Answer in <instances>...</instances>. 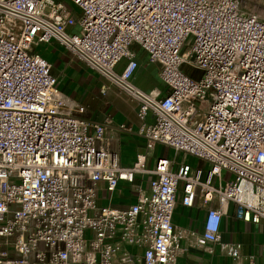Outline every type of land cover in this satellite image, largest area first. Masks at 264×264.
I'll list each match as a JSON object with an SVG mask.
<instances>
[{
    "label": "built area",
    "instance_id": "obj_1",
    "mask_svg": "<svg viewBox=\"0 0 264 264\" xmlns=\"http://www.w3.org/2000/svg\"><path fill=\"white\" fill-rule=\"evenodd\" d=\"M69 1L77 11L0 0V264H181L190 246L213 244L239 258L221 222L230 202L238 218L264 219V16L243 12V0ZM52 41L138 102L149 150L162 144L205 167L161 156L148 169L145 155L123 166L105 145L108 122L81 117L34 50ZM135 44L159 65L164 95L132 81ZM144 173L135 203H99L101 189L109 198ZM179 192L186 206L218 202L188 243L172 221Z\"/></svg>",
    "mask_w": 264,
    "mask_h": 264
},
{
    "label": "crops",
    "instance_id": "obj_2",
    "mask_svg": "<svg viewBox=\"0 0 264 264\" xmlns=\"http://www.w3.org/2000/svg\"><path fill=\"white\" fill-rule=\"evenodd\" d=\"M62 1L71 10L77 11L69 0ZM241 8L243 12H253L264 16V0H243ZM69 30L74 31L76 27H71ZM37 46L41 51H35L51 64V71L57 77V88L71 100L85 107V111L79 115L91 122H108L105 145L119 153L123 166H130L137 160L138 155H145L146 167L154 168L158 157L166 156L173 159L171 154L167 155L169 150L172 154L176 153L175 159L178 161L177 158L181 153H177L170 147L157 144L153 150L147 148L146 139L138 134L141 120L138 116L136 100L117 86L109 84L103 76L86 66L58 42L52 41ZM133 49L137 54L139 67L132 81L145 91L160 90L161 95H164L167 88L159 77V65L150 62L147 53L139 45H133ZM126 62V59H122L116 65V71L122 72ZM104 86L105 92L102 91ZM120 124H124L127 129L120 128ZM150 178V174L144 173L137 174L133 183L120 181L109 198L104 197L105 191L101 189L99 203L126 208L137 201L139 189H148ZM208 206L217 207L218 202L213 200L206 205L202 199L197 198L193 206H186L182 203V193H178L172 221L176 230L185 235L183 243H188L190 231H202V222ZM235 211V203L230 202L226 208V214L222 217L221 237L225 242L242 243L239 258L221 253L219 246L213 244L210 245L212 252L204 247L190 246L186 254L180 255L178 262L181 264H249V260H253L254 264H264V219L257 223L247 222L238 218Z\"/></svg>",
    "mask_w": 264,
    "mask_h": 264
},
{
    "label": "rangeland",
    "instance_id": "obj_3",
    "mask_svg": "<svg viewBox=\"0 0 264 264\" xmlns=\"http://www.w3.org/2000/svg\"><path fill=\"white\" fill-rule=\"evenodd\" d=\"M34 50H36L37 52L41 51L40 47H38V46L34 47ZM184 69H185L186 71H190L192 68H190L188 65H184ZM164 151H165V150H164ZM170 151H171V150H169V151L167 152V155H170V154H171V157H173V159H175V157H177V156H176V153H175V154H172ZM163 153H164V152H163ZM177 159H178V161H182L183 159H185V161H186L188 164H190L191 166H193V167H196V166H200V167H202V168L205 167V162H204L203 160H199L198 158H196V157H194V156H192V155H187V156H185L184 153H181V155H180ZM105 205H106V204H105Z\"/></svg>",
    "mask_w": 264,
    "mask_h": 264
}]
</instances>
